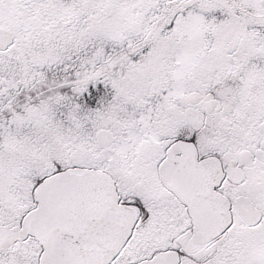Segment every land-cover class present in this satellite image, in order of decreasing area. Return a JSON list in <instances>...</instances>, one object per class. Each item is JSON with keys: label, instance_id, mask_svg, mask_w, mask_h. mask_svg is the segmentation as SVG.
Here are the masks:
<instances>
[{"label": "snow or ice", "instance_id": "snow-or-ice-1", "mask_svg": "<svg viewBox=\"0 0 264 264\" xmlns=\"http://www.w3.org/2000/svg\"><path fill=\"white\" fill-rule=\"evenodd\" d=\"M0 264H264V0H0Z\"/></svg>", "mask_w": 264, "mask_h": 264}]
</instances>
